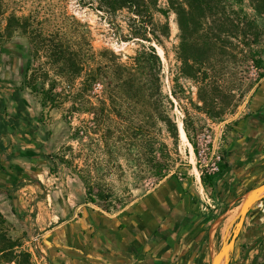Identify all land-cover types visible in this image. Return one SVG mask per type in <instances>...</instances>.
I'll use <instances>...</instances> for the list:
<instances>
[{"label":"rangeland","instance_id":"1","mask_svg":"<svg viewBox=\"0 0 264 264\" xmlns=\"http://www.w3.org/2000/svg\"><path fill=\"white\" fill-rule=\"evenodd\" d=\"M258 1L200 0L197 6L185 0V33L169 0H157L155 18L170 26L163 44L152 43L162 60L157 87L145 72H128L150 44L132 37L129 9L110 13L100 0H0V59L8 61L15 52L5 48L17 44L30 61L17 87L29 108L19 99L14 116L0 114V154L14 166L16 182L0 190V237L17 244L13 260L9 250L0 252V264H19L30 247L48 258L47 233L62 221L90 210L117 213L167 183H184L217 216L203 176L218 173L207 168L218 155L226 158L235 126L264 79ZM188 36L197 44L186 45L197 59L192 77L181 59ZM13 123L21 124L20 135L9 142ZM7 179L0 173L1 184ZM254 182H264V173ZM247 233L234 264H264V246L245 244Z\"/></svg>","mask_w":264,"mask_h":264},{"label":"crops","instance_id":"2","mask_svg":"<svg viewBox=\"0 0 264 264\" xmlns=\"http://www.w3.org/2000/svg\"><path fill=\"white\" fill-rule=\"evenodd\" d=\"M5 49L8 54L15 52L8 61L0 59V98L5 102L2 109L11 117L17 113L18 98L29 108L26 92L19 94L17 88L27 59L20 45L11 44ZM248 110L235 126L226 158L211 187L217 216L206 213L184 183H167L117 213L90 210L62 221L47 233L48 264H212L245 196L263 183L254 181L264 173V79L251 96ZM25 116L22 112L19 123ZM20 125L9 127V142L19 139L16 129ZM2 153L0 173L8 179L0 185L9 187L16 183L11 175L15 174L11 172L14 166ZM232 210L236 212L223 222Z\"/></svg>","mask_w":264,"mask_h":264},{"label":"trees","instance_id":"3","mask_svg":"<svg viewBox=\"0 0 264 264\" xmlns=\"http://www.w3.org/2000/svg\"><path fill=\"white\" fill-rule=\"evenodd\" d=\"M200 0H194V4L199 5ZM170 7L173 8L177 14L181 17L180 26L182 30H185V33L188 32L189 23H185L182 20V16L185 14V0H169ZM198 2V3H197ZM260 2L257 6L259 10L262 11V6H264V0H259ZM262 2V3H261ZM101 9H105V11L110 13H115L122 9H129L132 15L134 16L133 21L134 25L131 29V34L133 38H139L140 40L147 41L150 44L148 46H144L141 51L138 52L137 56L134 59V66L130 69L128 68V72L133 76H136V73H133L134 70L138 73L145 72L148 77H151L149 81L154 82V85L159 87L160 83V74L162 70V60L159 54L156 51L154 45H152L153 41H157L160 44H163L162 37H168L170 32V26L168 22H161L156 20L155 11H160L157 9V0H100ZM1 11V7H0ZM164 13V11H161ZM165 14V13H164ZM186 45L195 48L197 44L192 42L190 37H185L183 42L181 43V50L183 55L181 59L183 61V72L188 76H194L192 72L195 71V64L197 63V59L186 53ZM69 60V59H68ZM30 61H27L26 66L24 68L25 78H27V74L30 70ZM129 78V77H128ZM130 79V78H129ZM136 83V80H132ZM139 84H142L140 82ZM19 100V98L17 99ZM5 102L2 98H0V114L2 113V108H4ZM4 127V124H0V127ZM203 180L205 183L213 187L216 183L217 176H203ZM4 187L0 186V190ZM10 196V192H7ZM16 211V208L14 207ZM2 238V239H1ZM0 243L5 245L4 248L0 250L3 252L4 250H9L6 253L7 259L13 260L15 258L14 255V247L17 245L15 241L11 239H7L6 237H0ZM30 254L22 253L21 261L19 264H30ZM253 264H261V263H253Z\"/></svg>","mask_w":264,"mask_h":264},{"label":"water","instance_id":"4","mask_svg":"<svg viewBox=\"0 0 264 264\" xmlns=\"http://www.w3.org/2000/svg\"><path fill=\"white\" fill-rule=\"evenodd\" d=\"M264 198V182L251 189L242 201L235 218L229 223V227L223 237V242L213 257L212 264H229L231 254L235 249L236 237L242 232L245 217L251 208ZM230 229L232 231H230Z\"/></svg>","mask_w":264,"mask_h":264},{"label":"flooded vegetation","instance_id":"5","mask_svg":"<svg viewBox=\"0 0 264 264\" xmlns=\"http://www.w3.org/2000/svg\"><path fill=\"white\" fill-rule=\"evenodd\" d=\"M13 184H15L13 182ZM259 208L260 213L257 211ZM244 227L246 229L244 230ZM247 233V242L245 244L253 245V247L264 246V198L257 202L251 210L247 213L245 217V223L243 226L242 232L236 237V245L235 249L233 250L231 254V259L229 264H234V258H235V252L236 249L239 247L238 241L240 240V243L242 242V237L245 235V232ZM245 242V241H244ZM242 247V246H241ZM253 248H251L252 250ZM250 250V251H251ZM264 253V248H263ZM264 260V259H263ZM262 264V263H261Z\"/></svg>","mask_w":264,"mask_h":264},{"label":"built area","instance_id":"6","mask_svg":"<svg viewBox=\"0 0 264 264\" xmlns=\"http://www.w3.org/2000/svg\"><path fill=\"white\" fill-rule=\"evenodd\" d=\"M222 156L218 155L217 159L214 163L210 165V167L207 168V172L209 174H215L220 171V163L223 161ZM209 166V165H208ZM30 247L29 249H26L27 253L30 254V264H48L47 255L46 252L42 248Z\"/></svg>","mask_w":264,"mask_h":264},{"label":"bare ground","instance_id":"7","mask_svg":"<svg viewBox=\"0 0 264 264\" xmlns=\"http://www.w3.org/2000/svg\"><path fill=\"white\" fill-rule=\"evenodd\" d=\"M181 130H182V132L185 134V130H184V128H183V127L181 128ZM185 136H186V135H185Z\"/></svg>","mask_w":264,"mask_h":264}]
</instances>
